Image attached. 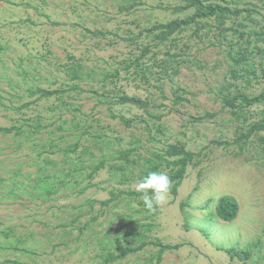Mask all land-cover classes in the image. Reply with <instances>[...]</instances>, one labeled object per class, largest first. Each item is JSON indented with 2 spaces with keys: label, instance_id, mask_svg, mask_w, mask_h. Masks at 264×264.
<instances>
[{
  "label": "rangeland",
  "instance_id": "374dc122",
  "mask_svg": "<svg viewBox=\"0 0 264 264\" xmlns=\"http://www.w3.org/2000/svg\"><path fill=\"white\" fill-rule=\"evenodd\" d=\"M202 1L252 12L161 39L147 30L194 9L0 0V126L15 128L0 133V264H104L130 247L108 264H264V131L233 142L264 102L224 103L264 92V0ZM169 144L196 157L148 210L135 188L156 163L168 175L157 155ZM221 197L238 204L231 222L215 213ZM160 244L181 246L159 255Z\"/></svg>",
  "mask_w": 264,
  "mask_h": 264
},
{
  "label": "trees",
  "instance_id": "16d2710c",
  "mask_svg": "<svg viewBox=\"0 0 264 264\" xmlns=\"http://www.w3.org/2000/svg\"><path fill=\"white\" fill-rule=\"evenodd\" d=\"M184 2V6L178 7L177 10L182 11L185 9L193 8L194 12L189 18H184V19H176V20H171L167 23H160L157 25L152 26L150 29H148V32L152 31H158L157 37L161 39H165L167 36L171 35L173 32L184 29L187 26H189L192 22L199 20V19H207L212 16H216L218 18H223L226 16H238L242 12L246 11L251 13V9L247 8H234L231 9L227 6L219 5L214 2H208L204 3L202 0H182ZM127 9V8H125ZM101 33L99 32H92V35L97 36L100 35ZM146 50L143 51L142 54H145ZM232 59L237 63L241 62L244 60L243 56H232ZM76 86H72V89H75ZM32 93H40L42 97H50L54 94L60 93L59 90H44V89H38L36 92L32 91ZM241 101L243 104L247 106H251L254 104H258L261 102H264V92H261L255 96L248 97L246 95L242 94H235L231 97H224V103L225 106H233L236 101ZM119 103H131V104H136L139 105L140 107H144V103L135 97L127 96V95H121L118 98ZM13 129V127H4L0 126V133H10ZM264 131V112L261 116V118L257 121L252 122L249 125V128L246 130L244 134L239 135L238 137L233 140L234 143H239L242 141V143H245L248 141V139L253 135L256 134L257 132ZM264 141V139H261ZM218 144H222V142H217ZM264 150V147H263ZM122 157L125 156V153H121ZM159 160L164 161L165 165L169 167V172H168V177L171 181V187H170V193L176 194L177 193V188L181 184L187 167L190 163H192L196 157L195 153L186 150L183 146H180L178 144H169L166 146L164 150V156L163 155H157ZM104 162L101 161L98 163V165L95 166L94 172L99 170L103 166ZM160 164L156 163L154 165H151L149 170L146 173V176L150 172H157L158 166ZM127 195H138L137 192L134 191H128L125 192ZM113 196V193L111 194ZM104 204L106 202H103ZM215 213L218 218H220L223 221L226 222H231L233 221L238 214V204L237 202L229 197H221L215 207ZM180 244H175V245H162L160 244V250H159V255H161L162 251L165 249H175L180 247ZM138 248H125L122 250V254L113 256L111 254L107 255L104 264H108L110 261H113L122 255L129 253V252H134ZM230 252L232 251L231 249L229 250ZM233 254L239 255V252H234ZM7 263L11 264H23L21 262L15 261V260H6Z\"/></svg>",
  "mask_w": 264,
  "mask_h": 264
},
{
  "label": "clouds",
  "instance_id": "9594fccd",
  "mask_svg": "<svg viewBox=\"0 0 264 264\" xmlns=\"http://www.w3.org/2000/svg\"><path fill=\"white\" fill-rule=\"evenodd\" d=\"M170 187L171 181L166 174L150 172L136 185L135 191L143 194L145 207L152 210L166 202ZM149 191L151 195H148Z\"/></svg>",
  "mask_w": 264,
  "mask_h": 264
}]
</instances>
